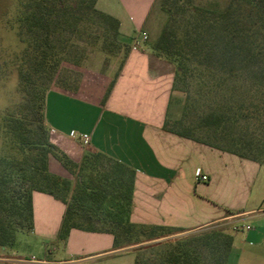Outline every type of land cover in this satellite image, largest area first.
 Returning a JSON list of instances; mask_svg holds the SVG:
<instances>
[{
  "label": "trees",
  "instance_id": "1",
  "mask_svg": "<svg viewBox=\"0 0 264 264\" xmlns=\"http://www.w3.org/2000/svg\"><path fill=\"white\" fill-rule=\"evenodd\" d=\"M82 1L120 39L117 19L98 10L96 0ZM76 7L72 0L21 1L16 23L20 34L27 35H19L24 43L18 67L21 97L18 108L6 112L1 123V247H12L19 229L32 228L34 191L66 204L60 239H65L71 228H78L108 231L115 245H135L183 230L130 222L134 169L101 152L85 153L76 163L49 139L44 123L48 88L43 73L57 65L53 35L62 29L63 36L72 26ZM161 7L167 19L149 48L174 64L172 92H185L181 114L171 116L168 112L162 128L264 165L254 155L258 138L264 141V99H254V90L264 93V0H228L221 9H188L182 0H162ZM122 43L125 57L128 46ZM64 47L62 43V57ZM193 75L199 83L201 105L190 93L188 81ZM251 122L259 125L262 137L250 130ZM50 158L74 175V180L50 171ZM17 183L21 185L18 188ZM232 239L231 233H206L201 244L208 249V263L196 246L181 239L153 241L134 250L158 249L161 264H226ZM133 264H139L137 257Z\"/></svg>",
  "mask_w": 264,
  "mask_h": 264
},
{
  "label": "crops",
  "instance_id": "2",
  "mask_svg": "<svg viewBox=\"0 0 264 264\" xmlns=\"http://www.w3.org/2000/svg\"><path fill=\"white\" fill-rule=\"evenodd\" d=\"M156 2L97 0L100 11L117 19L119 37L128 51L113 75L95 76L76 90H47L46 102L50 94H62L51 97L62 100V135L54 130L58 122L44 111L49 139L76 163L85 153L101 152L134 169L129 221L183 229L151 241L216 223L228 228L237 225L226 264H264V189L252 195L263 164L162 128L170 114L174 70L146 42L151 38L150 15ZM142 33L147 36L144 40ZM73 126L79 127V134H88L89 140L70 135ZM66 127H71L68 132ZM51 160L50 171L74 180V175ZM32 203L33 230L62 245L58 233L66 204L39 191L33 192ZM139 245H115L108 231L71 228L64 239V253L56 245V252L49 251L43 258L10 255L20 264H131L133 248Z\"/></svg>",
  "mask_w": 264,
  "mask_h": 264
},
{
  "label": "rangeland",
  "instance_id": "3",
  "mask_svg": "<svg viewBox=\"0 0 264 264\" xmlns=\"http://www.w3.org/2000/svg\"><path fill=\"white\" fill-rule=\"evenodd\" d=\"M21 1L22 0H0V154L3 150L1 144L2 119L6 112L18 108L21 97L18 90V67L20 65V54L23 51L24 43L20 41L19 35L23 37L27 36L26 33L20 34L19 26L16 23L17 15L21 9ZM72 1L77 5L73 12L74 20L72 26L66 29L63 36L62 29L53 35V43L56 46L55 50L58 54L56 55L57 65L49 68L43 73L44 82L48 90L52 88L62 89V87L69 90H76L81 84L83 85L84 83L85 85V83L93 81L95 76L99 77L101 74L105 73L113 75L119 67L121 58L124 56L125 46L121 39L113 36L111 29H109L111 28L109 24L104 23L97 14L86 7L84 1ZM161 1L162 0H157L150 15V19L154 25L150 27L151 38L146 40L149 44L157 38L167 19V14L161 7ZM227 1L228 0H182V4L184 7H188V9L193 6L216 7L221 9L225 7ZM95 7L97 8L96 3ZM21 30H23V28ZM62 40L64 41L62 42ZM62 43L65 45L63 57ZM168 62L172 65L174 70V64L170 61ZM178 85L180 88L182 87V83H178ZM188 85L191 95L196 98L199 105L203 104L202 98L197 93L199 83L194 75L192 78H189ZM254 93V99L257 102L264 99V93L262 94L261 91L254 90ZM52 95H60L62 97V94H50L49 100L47 102L45 101L44 111L48 113L50 118L52 117L58 122L56 123L58 127L54 130L57 134L62 135V100L53 99L51 98ZM184 95L185 92L180 89H175L173 91L170 101L171 116H179L181 114ZM249 126L250 130L253 131L256 136L262 137L260 135L262 131L256 122H251ZM70 128L71 127H66V132H68ZM72 128H74L73 132L75 134H79L78 126H73ZM258 139V142L255 144L254 155L264 163V141L260 138ZM51 161L52 163H58L54 158ZM17 185L16 188L21 186L18 183ZM263 189L264 165L255 180L252 188V195H256L258 191H262ZM236 230H238L237 225L233 228H228L222 224L216 223L163 241L173 242L176 239L190 241L192 244L190 245L196 246L197 252H199L202 259L208 263V249L201 244L204 235L212 231L233 233ZM83 231L92 232L89 230ZM151 242L153 241L142 242L140 244L143 245ZM56 245L62 247V253H64L65 246L63 238L61 245L59 242L56 243L50 241V239L40 237V235L33 230V226L28 230H26V228L19 229L15 234L12 247L6 246L3 250L0 246V254L2 253L0 256V264L18 263L17 261H13V257L10 255L11 252L25 259H30L31 257L43 258L48 256L49 251L56 252ZM157 251L158 249L155 248L152 251L144 252L134 250V258L137 257L139 259V264H161L160 259H158ZM131 264H133V260Z\"/></svg>",
  "mask_w": 264,
  "mask_h": 264
},
{
  "label": "built area",
  "instance_id": "4",
  "mask_svg": "<svg viewBox=\"0 0 264 264\" xmlns=\"http://www.w3.org/2000/svg\"><path fill=\"white\" fill-rule=\"evenodd\" d=\"M146 34L145 33H142V39H146ZM70 135L72 136H77V134H75L73 131L70 132ZM79 138H81L83 141L87 142L89 140V135L86 134V133H83V134H78ZM207 177L206 175H201V179L205 180ZM262 210H264V208H262ZM245 228L246 229H249L250 226L249 225H245Z\"/></svg>",
  "mask_w": 264,
  "mask_h": 264
}]
</instances>
